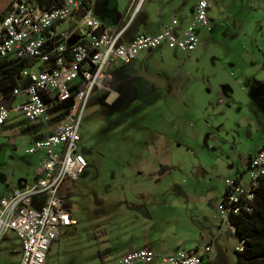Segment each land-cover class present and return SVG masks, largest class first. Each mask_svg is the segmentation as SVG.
Wrapping results in <instances>:
<instances>
[{"label": "crops", "instance_id": "crops-1", "mask_svg": "<svg viewBox=\"0 0 264 264\" xmlns=\"http://www.w3.org/2000/svg\"><path fill=\"white\" fill-rule=\"evenodd\" d=\"M91 1L94 14L102 24L111 32H121L120 42L128 44L137 34H154L168 24L176 23V29L183 30L193 21L198 0ZM13 2L0 0V20L9 12ZM209 3L210 25H213V0ZM65 26L60 25L58 30ZM210 28L196 30L200 43L190 52L191 55L187 53L186 62L201 52L210 36L220 37L229 30L223 24L208 31ZM80 38L76 33L73 40ZM173 50L184 52L164 43L156 49L140 52L130 62L111 64L100 78L91 97L98 94V100L114 110L112 116L124 112L123 118L118 115L112 120L111 127L120 128L123 135L136 137L137 142L131 149L136 152L132 155V176L121 175L114 179L109 192L95 187L94 178L81 180L89 165L77 180L64 181L59 195L71 211L74 223L61 227L59 237L48 251L47 264H117L128 253L144 248L155 252V260L134 264H158L164 256L204 244H212L215 251L214 256L204 258V264H215L227 250L221 235L223 229L229 228L238 236L218 213L224 197L217 194L218 189L212 183L208 182L200 192H189L188 187L179 184L174 174V170H185L181 153L183 143L177 136L202 131V127L195 128L188 120L194 112L186 111L182 105L195 104L198 97L202 99L211 91L212 84L208 80L197 82L194 79L198 73H207L202 69L191 70L185 63L171 61L169 53ZM27 83L23 81L22 85ZM220 88L224 96L232 97L230 83L222 81ZM11 93L10 87L3 91L9 104L25 99L24 95L12 97ZM253 94L264 103V91L257 89ZM49 111L52 116L49 123H31L23 113L13 111L6 123L0 126V139L8 138L14 149L23 148L25 152L35 141L46 138L57 122L66 118V115H60L59 104L51 105ZM209 125L207 128L215 130V125ZM24 137L30 139L22 143ZM263 144L248 155L246 166L249 157ZM37 153L40 157L36 165H32L33 168L13 191L5 190L3 185L0 199L10 197L16 190H28L34 184L37 166L44 155L42 151ZM227 166L234 171V165ZM199 171L204 170L196 172L201 179ZM246 172L238 168L232 178H240L244 182ZM173 185L177 188L171 189ZM44 202L42 195L33 199L37 208ZM204 203L206 207H203ZM83 225L89 238L83 235ZM109 232L111 236L106 242ZM22 253L23 243L15 231L10 230L0 236V264H20Z\"/></svg>", "mask_w": 264, "mask_h": 264}, {"label": "built area", "instance_id": "built-area-1", "mask_svg": "<svg viewBox=\"0 0 264 264\" xmlns=\"http://www.w3.org/2000/svg\"><path fill=\"white\" fill-rule=\"evenodd\" d=\"M144 0H139L142 3ZM209 0H198L193 21L183 30L176 23L168 24L154 34L139 33L128 44L121 43V32L108 30L94 14L91 0H57L51 5L38 0H14L9 12L0 20V59L30 58L35 60L16 75L12 97L25 99L9 104L0 86V126L13 111L23 113L31 122L49 123L51 105L72 98L67 83L81 78V86L73 98L66 118L57 122L44 139L26 148L28 155L42 151L37 166V179L25 191L16 190L10 197L0 199V236L15 231L23 243L20 264H47V254L59 237L60 229L74 223L71 211L59 195L66 179H77L87 166L86 157L78 150L82 138V117L92 92L100 83L105 70L118 62H130L142 51H150L166 43L186 53L194 51L200 38L198 28L210 26ZM65 24V28L58 27ZM78 33L79 40H73ZM23 81L28 83L23 86ZM247 171L251 183L240 178H226L224 199L220 204L222 220L235 229L231 213L251 210L249 201L264 174V144L250 159ZM45 197L37 208L33 199ZM238 250L243 249L240 241ZM212 244L182 249L162 257L158 264H204V258L214 256ZM154 251L144 248L125 255L117 264L152 262Z\"/></svg>", "mask_w": 264, "mask_h": 264}, {"label": "rangeland", "instance_id": "rangeland-1", "mask_svg": "<svg viewBox=\"0 0 264 264\" xmlns=\"http://www.w3.org/2000/svg\"><path fill=\"white\" fill-rule=\"evenodd\" d=\"M213 3L214 21L208 31L223 24L228 27V32L220 37L210 36L201 52L187 62V53L176 50L169 53L174 63H185L188 69L207 72L198 73L194 78L197 82L208 80L212 84L205 97H198L199 100L188 105L189 108L182 105L186 111L194 112L188 120L195 128L202 127V131L177 136L183 143L181 153L185 170H174V174L189 192H200L209 182L218 189L217 194L224 197L225 179L235 176L238 168L245 172L248 155L264 143V103L253 94L257 89L264 91V0H213ZM222 81L232 85V97L222 94ZM80 86L81 78L67 83L72 98L58 103L61 116L70 113ZM113 112L110 105L98 100V94H93L80 128L82 140L78 150L89 162L81 180L86 177L96 179L94 186L104 188V192L113 187L114 179L121 175L132 176V155L136 154L131 151L136 137L123 135L120 128L111 127L112 120L118 115L123 118L124 112L112 116ZM207 124L215 125V130L207 128ZM29 139L21 140L23 143ZM39 157L40 153L28 155L23 148L14 149L8 138L0 139V191L3 185L5 190L13 191ZM228 164L234 165V171ZM200 169L204 170L199 171L201 179L196 176ZM105 178L108 180L103 181ZM244 183H251L248 171L244 174ZM173 188L177 186H171ZM220 204L218 213L222 216ZM203 207H206L205 203ZM82 227L86 231L83 230V235L89 238L85 225ZM233 233L229 228L223 229L221 235L227 250L215 264H237L235 250L240 245V238ZM110 236L109 232L106 242Z\"/></svg>", "mask_w": 264, "mask_h": 264}, {"label": "trees", "instance_id": "trees-1", "mask_svg": "<svg viewBox=\"0 0 264 264\" xmlns=\"http://www.w3.org/2000/svg\"><path fill=\"white\" fill-rule=\"evenodd\" d=\"M41 4L51 5L57 0H38ZM35 60L30 58L0 59V86L6 88L16 85V75ZM251 210L241 209L231 213L230 221L236 226L243 249H236L237 264H264V174L259 177V184L254 190V197L249 201Z\"/></svg>", "mask_w": 264, "mask_h": 264}, {"label": "flooded vegetation", "instance_id": "flooded-vegetation-1", "mask_svg": "<svg viewBox=\"0 0 264 264\" xmlns=\"http://www.w3.org/2000/svg\"><path fill=\"white\" fill-rule=\"evenodd\" d=\"M81 140H82V138H81ZM81 140H80V142H81ZM252 156H253V155H251V156L249 157L247 167H248V165H249V163H250V159H251ZM88 165H89V162H88V160H87V166H86V168L88 167ZM86 168H85V170H86ZM81 175H82V174H81ZM81 175H80V176H81ZM80 176H79V177H80ZM79 177H78V178H79ZM78 178H77V179H78ZM77 179H75V180H77ZM64 206L66 207L65 201H64Z\"/></svg>", "mask_w": 264, "mask_h": 264}, {"label": "water", "instance_id": "water-1", "mask_svg": "<svg viewBox=\"0 0 264 264\" xmlns=\"http://www.w3.org/2000/svg\"><path fill=\"white\" fill-rule=\"evenodd\" d=\"M49 112H50V111H49ZM234 230H235V232H236V234H237V228H236V226H235V229H234Z\"/></svg>", "mask_w": 264, "mask_h": 264}]
</instances>
